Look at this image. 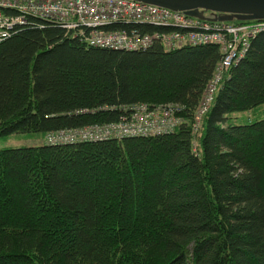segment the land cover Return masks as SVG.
Segmentation results:
<instances>
[{"label": "trees", "instance_id": "obj_1", "mask_svg": "<svg viewBox=\"0 0 264 264\" xmlns=\"http://www.w3.org/2000/svg\"><path fill=\"white\" fill-rule=\"evenodd\" d=\"M165 29L113 25L106 31ZM214 45L90 46L29 19L0 42V137L118 123L178 107L171 132L0 150V264H264V33L194 131Z\"/></svg>", "mask_w": 264, "mask_h": 264}, {"label": "built area", "instance_id": "obj_2", "mask_svg": "<svg viewBox=\"0 0 264 264\" xmlns=\"http://www.w3.org/2000/svg\"><path fill=\"white\" fill-rule=\"evenodd\" d=\"M211 14L199 19L135 0H0V42L10 37L15 28L34 19L55 24L71 32L74 38L103 49L146 50L154 42L160 43L165 51L186 45H214L221 57L196 111V131L229 69L244 58L251 41L264 33V19L226 22L212 20ZM119 24L152 26L165 31L146 34L136 29L105 30ZM178 110L171 105L149 109L141 104L131 107L118 123L50 133L45 139L47 144L60 145L161 135L176 127L174 114Z\"/></svg>", "mask_w": 264, "mask_h": 264}, {"label": "water", "instance_id": "obj_3", "mask_svg": "<svg viewBox=\"0 0 264 264\" xmlns=\"http://www.w3.org/2000/svg\"><path fill=\"white\" fill-rule=\"evenodd\" d=\"M204 19L211 12L217 21H252L264 19V0H135Z\"/></svg>", "mask_w": 264, "mask_h": 264}, {"label": "rangeland", "instance_id": "obj_4", "mask_svg": "<svg viewBox=\"0 0 264 264\" xmlns=\"http://www.w3.org/2000/svg\"><path fill=\"white\" fill-rule=\"evenodd\" d=\"M211 12H204L205 17H208ZM230 124L232 125H246L254 121L264 119V104L255 109L243 112H234L228 115ZM46 144V139L41 134H27V135H10L0 137L1 149H17L24 147H39Z\"/></svg>", "mask_w": 264, "mask_h": 264}, {"label": "bare ground", "instance_id": "obj_5", "mask_svg": "<svg viewBox=\"0 0 264 264\" xmlns=\"http://www.w3.org/2000/svg\"><path fill=\"white\" fill-rule=\"evenodd\" d=\"M205 115V114H204ZM178 122V121H177ZM177 127V126H176Z\"/></svg>", "mask_w": 264, "mask_h": 264}]
</instances>
